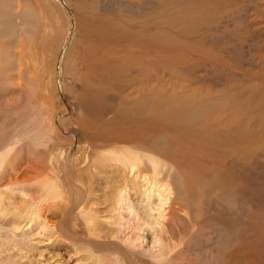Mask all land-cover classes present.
Returning <instances> with one entry per match:
<instances>
[{"label": "bare ground", "instance_id": "obj_1", "mask_svg": "<svg viewBox=\"0 0 264 264\" xmlns=\"http://www.w3.org/2000/svg\"><path fill=\"white\" fill-rule=\"evenodd\" d=\"M262 5L0 0V195L28 190L13 191L24 197L13 212L59 213L65 236L109 251L106 264H264ZM101 171L115 183L107 236L88 208ZM23 226L10 238L0 226L20 258Z\"/></svg>", "mask_w": 264, "mask_h": 264}, {"label": "rangeland", "instance_id": "obj_2", "mask_svg": "<svg viewBox=\"0 0 264 264\" xmlns=\"http://www.w3.org/2000/svg\"><path fill=\"white\" fill-rule=\"evenodd\" d=\"M253 4L251 3L249 7H252ZM262 5L261 7H263ZM264 8V7H263ZM229 19L228 21H226ZM232 21L230 18L223 19V23L226 27H223L220 29V24L218 23L214 30H221L223 33L221 35V38L225 41H232L233 32H236V29L231 24ZM240 31L243 32L241 29ZM237 33H239L237 31ZM244 42L247 43V45L250 46V44H253V48L251 49V55L255 57L254 55L259 53L261 50V40L258 38H255L253 34H249L248 36L244 37ZM246 45L244 46V48ZM9 104L0 103V118L2 117L3 113L5 111L9 110ZM22 106V105H21ZM20 106V107H21ZM6 124V123H5ZM97 171V170H95ZM107 173V172H106ZM27 175V174H26ZM109 180V181H108ZM98 181V182H97ZM26 185V183L24 182ZM56 189L52 190L50 194L56 193V192H62L60 185H56ZM115 183L113 182L112 178L105 177V173L102 171L97 174L96 182L93 183V192L91 194L92 201L89 203V210L91 214L93 215L92 225L95 229L100 230L101 236H107L109 234V230L107 227H105V224L103 223V219L106 216H112L113 214H109L110 212L106 210L110 204V202L107 201V196L110 194V191L114 189ZM38 188V190H41L40 184L38 182H34L31 185V188ZM13 191H23L28 193L27 189H23L21 187H18L14 189ZM8 191L4 193L3 195H0V198L2 199L3 208H5V211H0V226L4 228V226L7 228V236L8 238L15 236L16 233H13L14 230H12L17 223H21L23 226L22 229H20L19 235L26 246H29L28 253L25 254L26 257L20 258V255L17 254V251L11 249L6 250L5 248L7 245H2L4 242H8V240L3 239L0 240V264H97V261H95V258L101 259V264L108 263V255L111 254L109 251H105L103 249H96V248H89L88 246L82 245L78 246L74 242L70 241L67 236H65V232L67 235H71L72 231L74 234V229L71 227L72 225H65L61 224V217L59 213H51L47 214L45 212L46 220L43 219H37L36 222H30L29 219H23L22 216L23 213H15L13 210H19L23 207V200L24 197L21 196L18 193ZM32 193V191H31ZM33 196L36 198H41V194L34 193ZM47 198L43 199L39 202L41 210L43 207H45V200H51V196L48 194ZM42 204V205H41ZM3 213V214H2ZM5 213V214H4ZM48 218V219H47ZM24 221V222H23ZM35 221V220H34ZM23 222V223H22ZM30 224V227L25 231L27 225ZM52 224V225H51ZM46 226L47 229H43L40 231L42 226ZM58 225V226H57ZM41 226V227H40ZM49 226H52L48 228ZM57 226V227H56ZM67 226V227H64ZM64 233H62V229ZM61 230V231H60ZM40 231V232H38ZM6 232V231H5ZM38 232V233H36ZM126 232V231H125ZM124 238H127L129 236L128 233H125ZM2 230H0V235H2ZM23 233V235H21ZM207 238H203L204 242ZM101 240L103 243H109V238L107 237H101ZM203 240H199L195 242V246L192 244L191 247L199 248V244H202ZM43 241H49L50 243L48 245H44ZM199 242V243H198ZM41 245H40V244ZM117 243L121 244L120 239H118ZM18 250V249H17ZM203 254V252H202ZM195 257L192 256V258ZM201 258V257H200ZM104 259V261L102 260Z\"/></svg>", "mask_w": 264, "mask_h": 264}]
</instances>
